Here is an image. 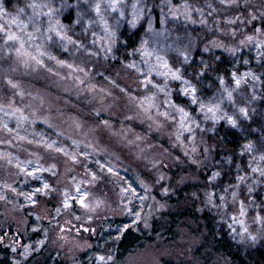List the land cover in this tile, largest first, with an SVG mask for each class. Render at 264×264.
<instances>
[{"label":"rangeland","instance_id":"obj_1","mask_svg":"<svg viewBox=\"0 0 264 264\" xmlns=\"http://www.w3.org/2000/svg\"><path fill=\"white\" fill-rule=\"evenodd\" d=\"M263 23L264 0H0V243L14 261L203 264L199 223L168 198L190 181L231 250L264 249ZM155 219L156 240L116 259L118 236Z\"/></svg>","mask_w":264,"mask_h":264},{"label":"trees","instance_id":"obj_2","mask_svg":"<svg viewBox=\"0 0 264 264\" xmlns=\"http://www.w3.org/2000/svg\"><path fill=\"white\" fill-rule=\"evenodd\" d=\"M154 6L155 9L158 10L159 0H154ZM137 36L138 35L136 34L134 38H137ZM130 40L134 41L133 36H130L129 41ZM125 48H127L126 45L121 49ZM175 96L177 99L183 100L179 95L175 94ZM222 130V142L227 145V148L235 151L242 142V136L237 130L229 126H223ZM196 184V182L190 181L186 185H177L179 188V196L174 197L171 195L168 198L171 199L174 209L177 208L175 209L176 212H172L171 216L176 217L178 213L182 212L183 217L188 216V219L199 223V234L201 235L200 239L202 240L203 245L197 250L198 252L203 251L205 254L203 264H223L218 258L225 256H228L233 262H237L238 264H264V249L252 248L247 257H245L243 253L231 250L225 238L223 239L217 235L213 220L207 210L198 216V213L195 210L196 201L193 199V194L198 190V188L195 190ZM193 191L194 193L192 194ZM183 199H185V204H183ZM185 207L187 208L185 209ZM202 220L205 221V225L202 224ZM176 221L173 220V223L171 224L176 225ZM159 223L158 219L154 220V226L150 233L145 230H135L132 227H127L118 236L117 241L115 242L113 248V255L115 258L120 260L143 242L156 240L158 233L161 231ZM56 260L57 264H60L61 261L58 259ZM0 264H17L12 258L10 247H3L1 243Z\"/></svg>","mask_w":264,"mask_h":264},{"label":"snow or ice","instance_id":"obj_3","mask_svg":"<svg viewBox=\"0 0 264 264\" xmlns=\"http://www.w3.org/2000/svg\"><path fill=\"white\" fill-rule=\"evenodd\" d=\"M9 39H18V37L15 36H10ZM193 92H195V88L192 89ZM193 101L195 102V97H193ZM233 123H235V121H232ZM257 171H259V169H257ZM81 203H83V200H81Z\"/></svg>","mask_w":264,"mask_h":264}]
</instances>
